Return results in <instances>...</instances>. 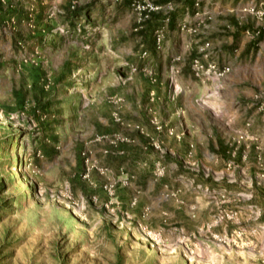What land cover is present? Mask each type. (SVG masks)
<instances>
[{
    "label": "rangeland",
    "instance_id": "rangeland-1",
    "mask_svg": "<svg viewBox=\"0 0 264 264\" xmlns=\"http://www.w3.org/2000/svg\"><path fill=\"white\" fill-rule=\"evenodd\" d=\"M133 1L0 0V264H264L262 153L247 181L195 166L183 48L157 72L140 54L167 10ZM202 4L186 37L234 44L256 108L264 48L243 30L261 35L264 0Z\"/></svg>",
    "mask_w": 264,
    "mask_h": 264
},
{
    "label": "crops",
    "instance_id": "crops-1",
    "mask_svg": "<svg viewBox=\"0 0 264 264\" xmlns=\"http://www.w3.org/2000/svg\"><path fill=\"white\" fill-rule=\"evenodd\" d=\"M192 2L193 0H175L174 9L167 25L164 46L160 51L154 49L153 33L151 34V32L163 23L161 17L165 11L156 13V16L153 17L155 20L150 23V38L147 46L142 49L148 50L149 55L146 59L150 58L154 62L157 72L161 73L162 65L159 54H162L163 58L167 60L176 52L177 47L183 48V59L179 62L173 81L178 86L175 87L176 90L182 91V94L172 103L180 101L187 113V103H183V100L189 98L196 111L197 116L192 121L194 131L190 137L195 145L192 150V155L196 156L195 166H200L203 171L204 169H210L212 172L226 170L232 173L230 180L241 178L247 181L251 178V169L255 171L256 148L260 150L264 159V116L258 113L256 108L250 109L252 104L246 105L245 103L243 105L242 100H240L242 97L250 95L251 89L242 90L239 86L240 75L236 78L231 73V70H234L231 59L237 61L238 58L234 44L226 46L225 49L217 48L219 41L209 40L203 35L197 39L188 40L187 33L179 30L178 25L182 18L190 17V15L194 17L193 14L196 9ZM243 36L249 41L260 37L262 40L260 49L264 48V35L255 37L246 28L243 30ZM231 40H234L233 35ZM205 41H210V48H208V57H204L203 60L205 62L212 60L220 65H229L231 69L228 73L220 77L212 76L208 79L193 75L192 59L199 55V47ZM249 55L251 57L252 53ZM245 75L247 74L244 73L243 76ZM208 81L211 82V87H205ZM162 97H164L163 94ZM185 120L191 122L187 116H185ZM248 121L249 124H247ZM240 135H243L244 138L235 144L234 138H239ZM181 155L185 156L183 152Z\"/></svg>",
    "mask_w": 264,
    "mask_h": 264
},
{
    "label": "built area",
    "instance_id": "built-area-1",
    "mask_svg": "<svg viewBox=\"0 0 264 264\" xmlns=\"http://www.w3.org/2000/svg\"><path fill=\"white\" fill-rule=\"evenodd\" d=\"M163 3L156 2L155 0H134L131 3L132 9H138L141 10H148L149 12H154L159 9L165 8L166 14L163 18V23L161 26L156 27V29L153 32V40H154V48L156 50L160 49L163 44V40L165 38V29L167 28L168 22L170 20L169 13L172 10V4L170 0H162ZM203 0H193V5L195 7V12L193 16H200L201 14H206L207 11H205V6L202 4ZM32 19H29L31 22ZM191 23L188 21V19H184L183 21L179 22L178 28L181 31H195L190 28ZM210 43L209 41H206L202 44V46L199 47V55L194 57L191 62V69L192 73L195 77L199 78H210L212 76L220 77L223 76L225 73H227L230 70L229 65H220L215 61L209 60L204 61L203 58H207L208 53V47ZM142 57L148 56V50L143 49L140 54ZM256 110L258 113L264 116V95H259L254 98ZM249 124V122L247 123ZM159 166V165H158ZM159 172L162 173V167L158 168ZM87 175V174H85ZM84 175V176H85ZM108 194L112 196L114 194V190L108 188ZM110 203L113 202L112 200L109 201ZM136 201L135 199L131 202V204H134Z\"/></svg>",
    "mask_w": 264,
    "mask_h": 264
},
{
    "label": "trees",
    "instance_id": "trees-1",
    "mask_svg": "<svg viewBox=\"0 0 264 264\" xmlns=\"http://www.w3.org/2000/svg\"><path fill=\"white\" fill-rule=\"evenodd\" d=\"M193 3V2H192ZM172 12V11H171ZM171 12L169 13V17L171 18ZM165 17V16H164ZM163 17V18H164ZM261 35H264V30H262Z\"/></svg>",
    "mask_w": 264,
    "mask_h": 264
}]
</instances>
